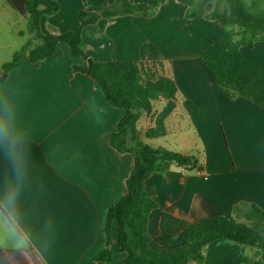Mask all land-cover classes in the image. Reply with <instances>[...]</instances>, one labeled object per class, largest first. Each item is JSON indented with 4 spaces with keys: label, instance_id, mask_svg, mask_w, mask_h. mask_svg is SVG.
<instances>
[{
    "label": "crops",
    "instance_id": "0c3cea01",
    "mask_svg": "<svg viewBox=\"0 0 264 264\" xmlns=\"http://www.w3.org/2000/svg\"><path fill=\"white\" fill-rule=\"evenodd\" d=\"M56 1L59 11L40 19L43 34L78 25L79 0ZM83 2L85 10H93L111 1ZM129 2L149 5L151 0ZM156 2L151 15L100 18L81 31L90 59L159 62L160 73L177 87L175 108L164 120L165 135L142 141L195 153L201 169L171 165L145 181L157 204L147 220L154 248L161 212L189 222L215 216L237 220L244 215L243 204L264 212V107L242 97H221L199 58L232 26L211 18L216 1L202 7L177 0ZM191 11L195 14L187 18ZM239 51L264 68V42ZM14 52L9 48L0 57V77L1 65ZM81 63L60 44L35 64L25 59L0 83V250L23 252L30 247L42 264H95L93 256L105 244L106 211L125 194L134 160L133 153H119L110 145L123 109L110 106L95 81L71 68ZM185 99L197 107L195 114L186 113ZM158 101L162 109L164 100ZM158 111L141 114L136 122L141 136L153 127ZM116 233L111 223V241ZM242 249L227 239L213 241L203 248L201 264H240ZM124 257L115 253L111 264Z\"/></svg>",
    "mask_w": 264,
    "mask_h": 264
},
{
    "label": "trees",
    "instance_id": "16d2710c",
    "mask_svg": "<svg viewBox=\"0 0 264 264\" xmlns=\"http://www.w3.org/2000/svg\"><path fill=\"white\" fill-rule=\"evenodd\" d=\"M110 1L93 10H79L76 17L78 25L72 30L43 34L39 27L40 19L56 14L60 8L58 1L5 0L18 14L28 17V32L33 34L36 44L31 48L23 46L1 65L2 74L6 76L25 59L35 64L51 56L60 44H66L72 56L82 59L80 65H71V68L95 81L107 103L124 111L110 136V145L119 153H133L134 160L125 180V194L111 203L106 211L105 244L93 256L94 263L111 264L115 253H124V259L117 264H201L204 259L202 250L206 245L227 239L242 247L260 250V257L256 260L239 255L240 264H264V212L252 204L241 205L245 208L244 222L224 216L189 222L161 212L159 233L152 241L157 248L151 247L147 220L157 204L152 198L153 189L147 187L145 181L152 174L163 173L171 165L197 171L201 166L193 155L153 147L142 141V137L151 139L165 135L164 120L175 108L177 87L171 77L160 73L159 62H98L85 53L81 33L85 26L94 24L100 18L117 15L148 16L157 4L156 0H151L149 5L132 4L129 0ZM177 1L197 7L210 1L217 2L211 18L218 19L224 26H232V29L225 30L200 53L199 58L221 97L227 100L242 97L255 106L264 107V68L244 58L239 51L240 47L251 48L255 42H264V10L256 3L248 6L243 0ZM220 4L224 5V9H220ZM194 14L191 11L186 13V17ZM5 76L0 77V83ZM159 99L164 100V106L154 114L153 127L141 136L136 130V122L143 113L147 116L153 114V103ZM182 106L188 115L197 112V107L188 99L183 100ZM111 223L117 229L114 241L109 237ZM23 256L30 264H42L30 247L23 252L0 250V264L5 260L16 264V259Z\"/></svg>",
    "mask_w": 264,
    "mask_h": 264
},
{
    "label": "rangeland",
    "instance_id": "374dc122",
    "mask_svg": "<svg viewBox=\"0 0 264 264\" xmlns=\"http://www.w3.org/2000/svg\"><path fill=\"white\" fill-rule=\"evenodd\" d=\"M83 1H87L86 3H89L88 0H83ZM83 1L79 0V4H80L79 10L85 9ZM243 1L248 6L251 5L252 3H256L261 9L264 10V0H243ZM65 13L70 15V12H66V9L64 10V14ZM76 15H75V21L77 17ZM28 27H29V19L27 16H22L18 14L5 2V0H0V57H3L6 54V52H9V48L10 49L13 48L15 49V51H17L25 45H27L28 48H31L33 45L36 44V41L34 40V36L32 33H31L32 35L31 40H28L29 37H31V35L28 34ZM1 77H4V74H2ZM153 109H155V112H157L158 110L161 111V104L159 101L153 103ZM193 156L196 157V154L194 153ZM237 221L244 222V218L242 216H239ZM240 247L242 246L240 245ZM239 255H242L243 257L249 260L259 259L260 250L257 249L256 247H243ZM28 263H29L28 259L24 256L19 259H16V264H28ZM3 264H12V263L5 260Z\"/></svg>",
    "mask_w": 264,
    "mask_h": 264
},
{
    "label": "water",
    "instance_id": "95a60500",
    "mask_svg": "<svg viewBox=\"0 0 264 264\" xmlns=\"http://www.w3.org/2000/svg\"><path fill=\"white\" fill-rule=\"evenodd\" d=\"M5 76V75H4Z\"/></svg>",
    "mask_w": 264,
    "mask_h": 264
}]
</instances>
